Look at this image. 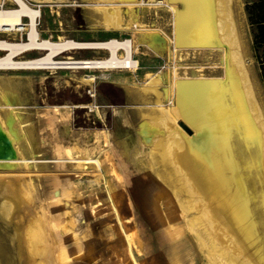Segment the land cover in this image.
<instances>
[{
    "label": "rangeland",
    "instance_id": "1",
    "mask_svg": "<svg viewBox=\"0 0 264 264\" xmlns=\"http://www.w3.org/2000/svg\"><path fill=\"white\" fill-rule=\"evenodd\" d=\"M26 2L41 13L37 26L41 39L65 37L85 43L133 40L132 57L139 66L135 72H108V79L100 71L87 70L0 71V136L7 133L12 142L13 150L8 149L7 154L20 151L26 159L0 161V264H27L23 232L38 220L47 234V264H62V253L67 257L65 264H134L131 252L138 264H225L205 248L201 230L190 221L196 214L183 211L165 176L155 169L151 145L142 137L140 125L142 116L157 106L134 101L128 91H143L150 76H159L158 87L168 98L162 108L168 110L173 107L169 101L173 70L179 79L199 75L223 79V48H203L176 57L171 55L170 40L152 49L143 39L146 32L94 29L90 20L97 7L88 6L86 0ZM233 2L243 62L264 105V47L255 49L256 28L248 12L250 6L264 0ZM0 5L4 9L17 7L12 0H0ZM150 7L142 13L141 27L171 38L172 14ZM23 24L21 29L28 28L29 19L24 18ZM27 36V31L0 32V40L11 42L27 41ZM5 55L0 52V58ZM44 55L30 51L18 59ZM67 57L107 59L111 53L74 50L57 60ZM85 75L95 77V82L84 84ZM175 126L187 138L194 137L182 119ZM67 150L80 159H100L103 177L92 164L51 163L66 160ZM10 192L22 195V201L15 202ZM6 194L12 205L17 203L10 215L2 211ZM17 231L19 239L14 238ZM125 233H133L134 245L128 244ZM39 258L38 254L36 260Z\"/></svg>",
    "mask_w": 264,
    "mask_h": 264
},
{
    "label": "bare ground",
    "instance_id": "2",
    "mask_svg": "<svg viewBox=\"0 0 264 264\" xmlns=\"http://www.w3.org/2000/svg\"><path fill=\"white\" fill-rule=\"evenodd\" d=\"M12 1L17 5L14 9H4L0 5V32L27 31L28 39L22 42L0 40V52L6 54L0 58V71L87 70L100 71L108 79L107 73L111 71L138 70V61L132 57L133 40L92 43L65 37L44 40L37 27L40 11L32 9L26 0ZM86 1L88 6L97 7L92 9L90 20H93L94 29L146 32L143 39L152 49L161 48L163 44L158 43H165V40H170L171 55L176 57L203 48H223V79L202 75L179 79L177 70H173L169 97L173 107L168 110L162 108L168 98L158 87L159 76H150L148 88L143 91L133 88L128 91L134 101L157 106L142 116L141 135L151 145L150 156L155 169L165 176L183 211L196 214L190 221L201 230L205 248L225 264H264V105L243 62L244 48L233 0H159L152 8L167 9L172 14V37L164 36L165 39L160 32L141 27L142 13L151 7L140 0ZM24 18H29L28 28L21 29ZM74 50H107L111 57L57 60ZM30 51L45 52V55L18 59ZM95 80L92 75H85L82 82L93 84ZM179 119L194 131L193 138H187L176 128ZM0 137V161L26 160L20 151L18 155L15 151L7 154L8 149L13 150L12 142L7 133ZM51 163L92 164L103 177L104 166L100 159H80L70 150H67L66 160L57 159ZM8 194L15 195V202L22 201V195ZM8 198L6 194L2 203L6 215H10L17 204L12 205ZM39 223L36 221V225L23 232L29 256L27 264H47L48 261L44 240L47 234ZM20 236L18 231L14 234L15 239ZM125 237L130 246L135 244L133 233H125ZM20 254L24 259V250ZM38 254L40 258L36 260ZM131 257L134 264H138L132 252ZM66 260L62 253V264Z\"/></svg>",
    "mask_w": 264,
    "mask_h": 264
},
{
    "label": "trees",
    "instance_id": "3",
    "mask_svg": "<svg viewBox=\"0 0 264 264\" xmlns=\"http://www.w3.org/2000/svg\"><path fill=\"white\" fill-rule=\"evenodd\" d=\"M251 24L256 28L255 49L258 51L260 47H264V3H255L248 8ZM261 60L264 65V52ZM264 79V68H263Z\"/></svg>",
    "mask_w": 264,
    "mask_h": 264
},
{
    "label": "built area",
    "instance_id": "4",
    "mask_svg": "<svg viewBox=\"0 0 264 264\" xmlns=\"http://www.w3.org/2000/svg\"><path fill=\"white\" fill-rule=\"evenodd\" d=\"M146 6H155L159 0H140ZM29 19V18H28ZM24 29V28H23ZM111 40V39H110ZM118 40V39H115ZM120 41V40H119Z\"/></svg>",
    "mask_w": 264,
    "mask_h": 264
},
{
    "label": "water",
    "instance_id": "5",
    "mask_svg": "<svg viewBox=\"0 0 264 264\" xmlns=\"http://www.w3.org/2000/svg\"><path fill=\"white\" fill-rule=\"evenodd\" d=\"M184 129L187 128V131H189L190 129L186 126V125H183Z\"/></svg>",
    "mask_w": 264,
    "mask_h": 264
}]
</instances>
